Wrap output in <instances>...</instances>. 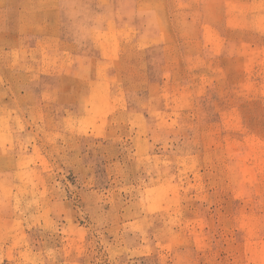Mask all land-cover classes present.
Wrapping results in <instances>:
<instances>
[{"label": "rangeland", "instance_id": "374dc122", "mask_svg": "<svg viewBox=\"0 0 264 264\" xmlns=\"http://www.w3.org/2000/svg\"><path fill=\"white\" fill-rule=\"evenodd\" d=\"M0 264H264V0H0Z\"/></svg>", "mask_w": 264, "mask_h": 264}]
</instances>
